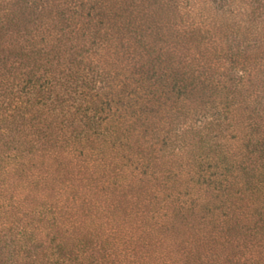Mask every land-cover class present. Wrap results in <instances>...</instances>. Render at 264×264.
Here are the masks:
<instances>
[{"label":"trees","instance_id":"trees-1","mask_svg":"<svg viewBox=\"0 0 264 264\" xmlns=\"http://www.w3.org/2000/svg\"><path fill=\"white\" fill-rule=\"evenodd\" d=\"M0 264H264V0H0Z\"/></svg>","mask_w":264,"mask_h":264}]
</instances>
